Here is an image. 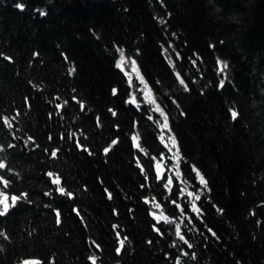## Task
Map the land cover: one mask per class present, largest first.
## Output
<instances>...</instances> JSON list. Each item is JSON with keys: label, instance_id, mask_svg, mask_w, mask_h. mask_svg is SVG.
<instances>
[{"label": "trees", "instance_id": "trees-1", "mask_svg": "<svg viewBox=\"0 0 264 264\" xmlns=\"http://www.w3.org/2000/svg\"><path fill=\"white\" fill-rule=\"evenodd\" d=\"M0 145V264H264V0H0Z\"/></svg>", "mask_w": 264, "mask_h": 264}, {"label": "snow or ice", "instance_id": "snow-or-ice-1", "mask_svg": "<svg viewBox=\"0 0 264 264\" xmlns=\"http://www.w3.org/2000/svg\"><path fill=\"white\" fill-rule=\"evenodd\" d=\"M17 6H18L20 9H24V8H25V4H24V3H19ZM34 55L38 56L39 53H38V52H37V53H34ZM64 58H65V59L68 58L66 53L64 54ZM7 59H8V60H12V57H11V56H8ZM124 59H125V57H124V55H123V52H121V54H120V60L117 62L118 66H119L120 68H123V67H124V63H123ZM132 63H133V64L136 63L134 59H133ZM140 80L143 81V80H144V77L141 76V77H140ZM128 82H129V84H131V82H132L131 74H129V80H128ZM183 82H184V81L181 80V83H183ZM223 83H224V81H221V82H220L221 86H223ZM113 92L115 93V92H116V89H113ZM65 103H67V101H66ZM137 108H138V110L140 111V114H141V115H143V113L146 112V111L148 110L146 105L143 106V107L137 106ZM160 111H163V109H161L159 106H157V112H160ZM237 115H238V113H237L235 110H233V111H232V117H233V119H235V118L237 117ZM5 119H7V118L5 117ZM163 127L166 128V129H168V128L170 127L169 124H168V116H167V113H165V116H164V125H163ZM153 135H155V133H153ZM159 140H161V141H165V143H167V137H166V136H163V135L160 136V137H159ZM112 143L115 144L116 141H113ZM176 143H177V142H176L175 136L173 135V136H172V144L175 146ZM0 147H3V145H0ZM80 147L83 148L84 145H83V144H80ZM136 148L139 149V148H140V145L137 144V145H136ZM109 150H110L109 148H104V152H105V153H107ZM52 155H53V156H56V155H57V152H56V151H53V152H52ZM172 159H174V160H179V159H181V157H172ZM0 167H4L3 163H0ZM191 167H192V168H195L196 173H200V169H199V168H196L195 165H192ZM48 175L51 176L52 173L49 172ZM158 177H159V182H160L161 184H163V181H164L165 179L167 180V184H163V187H164L165 189L168 188V185H172V184H173V177L168 176L167 173L160 174V171H159V165H157V167H156V173H154V175H153V179L156 180ZM3 179H4L3 177H0V180H3ZM193 179H197V177H193ZM198 180H199L200 184H202V185H207V180H206V178H205V176H204L203 174H199V176H198ZM5 183H7V181H5ZM54 183H56V184H60V183H61V180H60V179H56V180L54 181ZM142 187H143V186H142ZM178 189H179V183H177V184L175 185V188H174L172 194H173V195H176V191H177ZM65 191H66L65 188H63V187H60V188H59V192H60V193L63 194V193H65ZM24 195L26 196L27 194L25 193ZM108 195H109V198H111V193H110V192L108 193ZM188 195L193 196V197H196V193H195V192L188 193ZM67 196H68V197H73L74 194H73L71 191H68V192H67ZM0 197H3V199H0V204H3V206H4V204H7V205H8L7 210H6V211H3L4 214H6V213L9 211V204H8V202H7V201H8V193H7V192H0ZM11 199H12V201H13V204H15V202H17V201L19 200V197L16 196V195H13V196L11 197ZM197 199H200V197H196V199H193V200H191L190 202H188L187 200L185 201V206H187V204L190 203V205H191V211H193V212H195V213H199V212H200V209L197 207V203H196V200H197ZM172 203L175 204L176 201H172ZM76 211L79 212V209L77 208ZM220 211L223 212L224 210H223V209H220ZM56 215H57V217L59 218V216H60V210H59V209H56ZM152 215L155 216L156 214L153 213ZM57 222H59V219H58ZM177 229H179V225H177ZM157 231H160V229H157ZM213 235H215V232H214V231H213ZM182 238H183V237H182ZM120 243L123 244V241H120ZM149 243H151V241H149ZM97 246L99 247V245H97ZM116 250H117V251H120V248H117ZM91 259L95 260L96 258H95V257H91Z\"/></svg>", "mask_w": 264, "mask_h": 264}, {"label": "water", "instance_id": "water-1", "mask_svg": "<svg viewBox=\"0 0 264 264\" xmlns=\"http://www.w3.org/2000/svg\"><path fill=\"white\" fill-rule=\"evenodd\" d=\"M49 107H50V105H49ZM19 142L23 145V142H22V140L21 139H19ZM25 148V147H24Z\"/></svg>", "mask_w": 264, "mask_h": 264}]
</instances>
